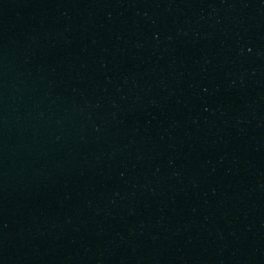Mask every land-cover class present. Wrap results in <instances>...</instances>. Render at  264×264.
Instances as JSON below:
<instances>
[{"label": "water", "instance_id": "1", "mask_svg": "<svg viewBox=\"0 0 264 264\" xmlns=\"http://www.w3.org/2000/svg\"><path fill=\"white\" fill-rule=\"evenodd\" d=\"M0 264H264V0H0Z\"/></svg>", "mask_w": 264, "mask_h": 264}]
</instances>
